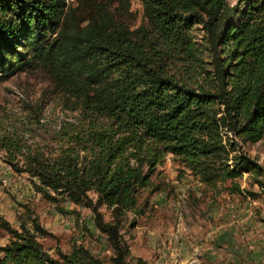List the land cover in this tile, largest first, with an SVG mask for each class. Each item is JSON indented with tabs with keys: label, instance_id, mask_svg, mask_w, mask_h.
<instances>
[{
	"label": "trees",
	"instance_id": "1",
	"mask_svg": "<svg viewBox=\"0 0 264 264\" xmlns=\"http://www.w3.org/2000/svg\"><path fill=\"white\" fill-rule=\"evenodd\" d=\"M141 3L146 20L133 26L130 0H0V80L40 70L42 94L69 114L44 147L15 126L0 133L4 161L89 207L112 248L109 263L83 244L50 251L34 216L10 229L0 264H129L121 228L149 206L140 192L159 188L167 154L207 188L230 179V193L256 197L235 178L264 172L243 149L264 137V0Z\"/></svg>",
	"mask_w": 264,
	"mask_h": 264
},
{
	"label": "rangeland",
	"instance_id": "2",
	"mask_svg": "<svg viewBox=\"0 0 264 264\" xmlns=\"http://www.w3.org/2000/svg\"><path fill=\"white\" fill-rule=\"evenodd\" d=\"M130 10L133 26L146 20L141 0H130ZM195 32L200 34L199 30ZM48 86L47 76L40 70L19 71L0 80V133L15 126L19 129L18 135L22 143L42 147L49 144L54 126L68 118L69 114L54 98L42 94ZM37 106H40L39 122L34 117L30 123L27 114H32V109ZM22 126H26V129ZM243 147L249 156L257 159L264 167V137ZM4 156L5 151L0 149V217L6 219L9 226L4 227L0 220V244L8 240L11 228L18 227L21 221L29 222V219L35 216L51 232V235L41 238L50 251H53L56 245L69 251L74 245L83 244L109 263L112 248L105 234L96 228L90 208L62 198L55 192L38 189L32 182L33 177L27 172L14 171L4 161ZM195 178L171 154H167L158 165L152 179L159 188L152 192L149 188L143 189L139 196L140 203L149 198V206L136 217L135 225H129L132 212L128 211L127 219L121 228L122 240L129 248V264H138V257L143 260V264H156L155 261L159 259L158 251L164 249L168 254L169 251L184 248L185 251L195 253L187 258L185 264L199 263L201 252L208 249L224 252L221 255H236L237 264H264V172H244L235 178L244 190L256 192L254 198L250 195L230 193L227 189L231 184L230 179L218 183L219 189L214 190L198 183ZM195 191L200 194L194 195ZM159 201L164 203L161 208ZM213 201H230L236 204L246 201L250 203L251 210L256 215L253 214L247 226H240L239 230L234 232L223 233L228 238L220 241L212 237L218 232V229L215 230L218 220L201 212L206 202ZM174 206L182 207L180 218H177L179 213L175 211ZM100 209L105 219H110V209L105 205ZM254 209H257V212H254ZM163 214L167 219L163 218ZM181 225L183 229L179 228ZM204 260L206 261V258Z\"/></svg>",
	"mask_w": 264,
	"mask_h": 264
},
{
	"label": "crops",
	"instance_id": "3",
	"mask_svg": "<svg viewBox=\"0 0 264 264\" xmlns=\"http://www.w3.org/2000/svg\"><path fill=\"white\" fill-rule=\"evenodd\" d=\"M192 175V174H190ZM193 176V175H192ZM198 183H201L198 178H195ZM200 194L199 191H195L194 195ZM162 195V194H161ZM161 200V199H160ZM163 201H159V205L161 206L164 204ZM155 205V204H154ZM192 205V204H191ZM195 206V205H194ZM175 211H178L177 218L181 217V206H174ZM260 208H258L259 211ZM203 213L206 214V216H209V218L218 220V226H215V230L218 229V232L214 233L212 237H216L218 240L223 241L228 238L227 235H224L226 233L234 232L235 230H239L240 226H247L248 222L252 220L253 218V212L251 210V206L249 202H243L240 204H236L230 201H213L212 203L206 202L205 205L202 208ZM254 212H257V209H254ZM164 215V216H163ZM163 218L167 219V216L163 214ZM256 214H254L255 216ZM224 224L229 225V227H225ZM243 224V225H241ZM179 228H184L183 225H181ZM178 228V229H179ZM229 229V231L227 230ZM213 230V229H212ZM224 233V234H223ZM165 234V233H164ZM227 250V249H226ZM227 252V251H226ZM224 252H216L214 249H208L203 252H201V260L197 264H237L238 258L236 255H221ZM233 253V252H232ZM195 255L194 251H185V248L182 250H174L169 251L167 254L164 249L162 251H158V260L155 261L156 264H185L187 258L189 256ZM225 257V258H223ZM239 257V256H238ZM206 258V261L204 260ZM244 258H247L244 256ZM231 259V260H229ZM149 264V263H147ZM152 264V263H150ZM196 264V263H195Z\"/></svg>",
	"mask_w": 264,
	"mask_h": 264
},
{
	"label": "built area",
	"instance_id": "4",
	"mask_svg": "<svg viewBox=\"0 0 264 264\" xmlns=\"http://www.w3.org/2000/svg\"><path fill=\"white\" fill-rule=\"evenodd\" d=\"M229 133V135H232V133L231 132H228ZM3 181L5 182L6 181V179H3ZM193 261V260H192Z\"/></svg>",
	"mask_w": 264,
	"mask_h": 264
}]
</instances>
